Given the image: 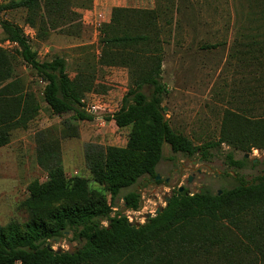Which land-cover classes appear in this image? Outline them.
I'll use <instances>...</instances> for the list:
<instances>
[{"label":"rangeland","instance_id":"obj_1","mask_svg":"<svg viewBox=\"0 0 264 264\" xmlns=\"http://www.w3.org/2000/svg\"><path fill=\"white\" fill-rule=\"evenodd\" d=\"M75 1L73 12L81 19L65 18L64 8L58 5L55 11L47 12L41 0L37 3L40 8L34 10L23 6V0H0L1 18L23 30L39 61L62 58L67 62L68 75L86 110L95 117L90 122L77 120L73 113L55 114L44 99L46 83L23 62L20 48L8 41L0 26L3 234L17 230L24 236L32 222L50 225L49 217L62 209L111 205L108 185L94 181L87 150L89 146L127 147L133 127L119 129L102 117L119 110L128 90L158 63L162 64L168 91L163 107L174 132L196 147L221 145L202 165H197L202 157L176 155L165 145L156 170L160 179L146 176L122 191L113 217L125 215L130 223L144 225L146 217L152 214L154 218L159 208L165 209L166 200L177 196L181 188L189 195L202 188L216 194L233 189L241 177L253 182L264 175V142L257 146L251 140L245 151L231 145L240 134V126L235 125L238 118L259 124L264 132V54L259 52L264 50V0H157L161 10L155 9V0H142V12L156 10L159 15L157 21H151L149 31L141 34H147L151 41L120 49L104 44L100 31L107 9L123 3ZM205 45L218 47L201 49ZM230 152L239 161L249 155L243 168L233 171L227 165ZM57 165L63 168L70 190L73 182L80 180L85 182V192L33 201L31 186L49 182V172ZM199 170L204 176L198 175ZM131 192L142 197L138 212L125 206L124 197ZM203 227L212 233L213 241L207 246L198 243L197 233ZM154 236L155 245L145 255L87 264H264V199L235 201L207 220L165 224ZM51 244L55 251L73 252L80 247L72 234Z\"/></svg>","mask_w":264,"mask_h":264},{"label":"trees","instance_id":"obj_2","mask_svg":"<svg viewBox=\"0 0 264 264\" xmlns=\"http://www.w3.org/2000/svg\"><path fill=\"white\" fill-rule=\"evenodd\" d=\"M39 1L23 0L22 5L29 10L39 9ZM41 1L45 3L47 12L55 11L58 5L64 8L65 18L69 15L81 19L80 14L73 12L77 8L75 0ZM262 11L264 15V8ZM158 16L156 10L142 12L114 9L111 23L101 28L102 42L118 49L150 42L147 34H141L149 31L151 21H157ZM148 20L150 24L147 25ZM0 26L8 35V41L20 48L23 62L46 83L44 99L51 110L57 115L73 113L79 121H94L95 117L86 110L82 96L67 73V62L62 58H55L51 62L39 61L20 27L3 20L1 16ZM216 47L218 45L214 46ZM259 52L264 54V50ZM261 65L264 66V63ZM162 75V64L158 63L148 76L128 90L119 110L102 117L107 122H114L119 129L133 127L126 148L88 147V167L95 182L108 185L111 205L62 209L49 217L50 225L32 222L24 236L17 230H10L7 235L0 230V264H87L93 260H108L113 257L135 258L145 255L154 247V237L157 236L154 234L165 224L180 225L197 219L207 220L235 201L264 199V175L253 182H246L241 177L233 189L223 191L221 195L209 192L204 195L200 192L189 195L179 190L164 211L148 219L144 225L130 223L125 215L116 214L113 217L115 202L122 191L135 186L143 177L157 178L156 170L163 159L165 145H169L176 155L188 158L200 155L204 160H210L211 152L221 145L210 143L196 147L189 139L174 132L163 107L168 91ZM235 122L241 129L235 141L231 142L236 150L245 151V146L251 140L256 141L254 143L257 146L264 142L263 127H259V124L239 118ZM244 159L236 160L233 152L226 155L227 165L237 170L244 167ZM49 179L46 184L35 183L31 186L33 201L45 202L85 192V182L80 180H75L70 190L61 165L50 170ZM124 202L128 210L138 212L142 206V197L137 192H131L124 197ZM69 234L73 235V241L78 242L80 247L73 252L55 251L51 242L62 241ZM197 234L198 243L202 246L213 241L212 233L207 227H203Z\"/></svg>","mask_w":264,"mask_h":264},{"label":"crops","instance_id":"obj_3","mask_svg":"<svg viewBox=\"0 0 264 264\" xmlns=\"http://www.w3.org/2000/svg\"><path fill=\"white\" fill-rule=\"evenodd\" d=\"M105 1L106 2H112V1H116V0H105ZM118 1H121L123 3V5L122 6H111L110 8H108L107 12L104 13L105 17L103 18V25L111 23L112 13H113L114 9H128V10L143 11L142 9H139L141 7V4H144L142 0H118ZM156 1L157 0H155V4H156ZM135 2H137V3L134 4ZM79 8H82V7H79ZM94 9L98 10L97 9V5L94 6ZM155 9H160L161 10V6H158L156 4ZM161 15L164 16V13L161 12ZM176 25H179V24H176ZM167 27H170V25H168ZM240 38H242V37H240ZM243 39H244V37H243ZM214 46L215 45H213V46L205 45V47H203V48H205L206 50H210V49H215ZM203 48H201V49H203Z\"/></svg>","mask_w":264,"mask_h":264},{"label":"flooded vegetation","instance_id":"obj_4","mask_svg":"<svg viewBox=\"0 0 264 264\" xmlns=\"http://www.w3.org/2000/svg\"><path fill=\"white\" fill-rule=\"evenodd\" d=\"M200 156V155H199ZM200 157H202V156H200ZM245 159L244 160H246L247 161V159L249 158V155H246L245 157H244ZM211 159V158H210ZM243 160V159H242ZM205 160L203 159V158H201L199 161H198V163H197V165L198 164H203V162H204ZM225 165V164H224ZM231 169H233V171H236L237 169H235V168H231ZM198 175L199 176H204V172L203 171H201V170H199L198 171ZM167 182H169V180H167ZM200 193L201 194H206V193H208V191L206 190V189H204V188H202L201 190H200ZM219 195H221L222 194V192L220 191V192H217Z\"/></svg>","mask_w":264,"mask_h":264},{"label":"water","instance_id":"obj_5","mask_svg":"<svg viewBox=\"0 0 264 264\" xmlns=\"http://www.w3.org/2000/svg\"><path fill=\"white\" fill-rule=\"evenodd\" d=\"M165 111H167V110L165 109ZM159 179H160V177L157 176L156 180H159ZM192 181H193L192 178H190V179H189V182L191 183ZM183 191H184V189L181 188V189H180V192H183ZM202 195H203V194H202ZM166 201H167V204L170 202L169 199L166 200ZM163 210H164L163 208H159V209L156 211V213H155V217L158 216ZM152 217H153V215H152V214H149L146 218L149 219V218H152Z\"/></svg>","mask_w":264,"mask_h":264}]
</instances>
